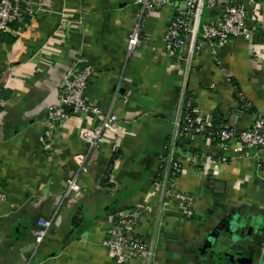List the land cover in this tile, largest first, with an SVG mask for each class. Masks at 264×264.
Here are the masks:
<instances>
[{"label":"crops","instance_id":"obj_1","mask_svg":"<svg viewBox=\"0 0 264 264\" xmlns=\"http://www.w3.org/2000/svg\"><path fill=\"white\" fill-rule=\"evenodd\" d=\"M26 1L34 13L25 25L0 32V264H116L105 246L113 219L142 204L154 207L140 233L155 255L128 264H264V149L239 155L234 144L181 137L175 190L194 196L190 218L155 185L182 98L206 124L247 129L264 117V0H244L262 24L257 33L225 45L199 39L192 57L167 46L171 6L140 18L135 0ZM216 16L205 11L203 22ZM76 61L94 68L86 101L119 117L117 156L109 139L96 149L81 139V127L96 122L88 116L70 114L45 141L48 110ZM235 84L255 112L240 109ZM75 176L82 190L66 195ZM41 220L51 226L38 246ZM221 234L242 236L251 253L220 257L230 253Z\"/></svg>","mask_w":264,"mask_h":264},{"label":"built area","instance_id":"obj_2","mask_svg":"<svg viewBox=\"0 0 264 264\" xmlns=\"http://www.w3.org/2000/svg\"><path fill=\"white\" fill-rule=\"evenodd\" d=\"M177 1L176 4L173 0H135V5L140 18L150 12L161 11L167 6L173 7L175 16L165 32V41L167 46L173 50H188L190 57L193 56L195 50L201 49L202 44L199 39L225 45L233 39H249L262 27L244 0ZM39 5L43 6V4ZM205 11L215 12L217 16L209 22H203ZM33 13V7L26 0H0V32L14 34L11 27L15 24L25 25L26 16L33 15ZM140 30L141 27L138 23L129 39V51H133L139 44ZM93 74L92 66H82L79 61L74 62L72 68L64 76L59 90V103L48 110L44 130L45 141L52 140L54 129L63 123L70 114L88 116L95 119L96 122L93 126L81 127V139L87 142L92 149L100 147L109 139L113 143L114 155L117 156L121 143L120 131L117 127L119 117L111 110H103L88 103L85 99V92ZM239 95L242 100H245L242 93ZM246 106L250 107V104L247 103ZM197 113L191 99H181L176 112L173 135L166 145L160 166V176L163 177V180H157L155 184L164 188L168 198L179 202L181 213L188 218L194 215V196L175 190L178 176L176 152L178 140L181 137L189 140L200 137L209 146L223 149L234 144V151L239 155L246 154L253 149H264V117L256 115L251 127L247 129H239L230 124L215 128L213 124H206L200 117H196ZM221 160L224 163L227 162L226 157ZM192 163L194 166H200L197 159H193ZM81 170L83 171V168ZM216 170L218 171L219 168ZM81 190L82 187L77 176L66 181V195L73 192L79 193ZM5 199L6 193L0 182V202ZM150 218H154V207L150 204L139 205L129 212L117 214L114 217V227L105 241V246L116 264H128L132 259L149 261L154 258L155 251L152 245L140 233L142 224ZM39 224L41 228L34 232L38 246L43 243L51 221L41 220ZM262 248L264 249V233Z\"/></svg>","mask_w":264,"mask_h":264},{"label":"water","instance_id":"obj_3","mask_svg":"<svg viewBox=\"0 0 264 264\" xmlns=\"http://www.w3.org/2000/svg\"><path fill=\"white\" fill-rule=\"evenodd\" d=\"M225 235L221 234L219 236V238H217V242L218 243H222L223 245H226L229 249H230V253L228 252H223L220 253V257H226V258H230L234 260V254L236 253V251L238 249H243V241H245V239L242 240V236H239L238 234L234 235L233 237L231 236L230 239H225L224 238Z\"/></svg>","mask_w":264,"mask_h":264},{"label":"trees","instance_id":"obj_4","mask_svg":"<svg viewBox=\"0 0 264 264\" xmlns=\"http://www.w3.org/2000/svg\"><path fill=\"white\" fill-rule=\"evenodd\" d=\"M235 87H236V92H235V99L238 101L239 103V106H240V109L241 110H245L247 112H255L254 111V108L251 106V107H247L246 104L248 103L246 100H242L241 97H240V89L238 87V85L235 84ZM221 125H224V123H220L219 121H214V124L213 126L216 128L218 126H221ZM178 146L179 147H182V145H180V142L178 143ZM263 241V240H262Z\"/></svg>","mask_w":264,"mask_h":264},{"label":"flooded vegetation","instance_id":"obj_5","mask_svg":"<svg viewBox=\"0 0 264 264\" xmlns=\"http://www.w3.org/2000/svg\"><path fill=\"white\" fill-rule=\"evenodd\" d=\"M261 240H260V243L258 244V248L260 249H262V240H263V232L261 233ZM244 248L242 249V250H240V249H238L237 251H236V253L234 254V260L232 259H230V261L233 263V262H235L236 261V257H235V255H239V256H242V255H244V254H250L251 253V250L249 251H247L246 250V248H245V246H243Z\"/></svg>","mask_w":264,"mask_h":264}]
</instances>
